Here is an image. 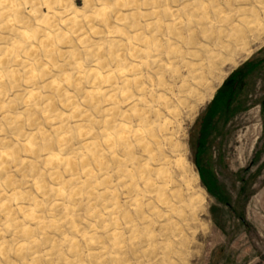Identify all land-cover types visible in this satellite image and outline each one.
Masks as SVG:
<instances>
[{"label":"rangeland","instance_id":"1","mask_svg":"<svg viewBox=\"0 0 264 264\" xmlns=\"http://www.w3.org/2000/svg\"><path fill=\"white\" fill-rule=\"evenodd\" d=\"M224 1L0 0V264H264V64L246 110L195 148L200 113L264 42L196 110L160 98ZM241 8L264 25V0ZM168 114L175 158L151 138Z\"/></svg>","mask_w":264,"mask_h":264},{"label":"bare ground","instance_id":"2","mask_svg":"<svg viewBox=\"0 0 264 264\" xmlns=\"http://www.w3.org/2000/svg\"><path fill=\"white\" fill-rule=\"evenodd\" d=\"M244 1H224L220 19L207 21L206 18L194 24L192 37L181 43L183 51L177 52L167 64L170 84L163 87L160 97L164 108H173L172 103L181 106L186 101H192L193 111L212 98L215 88L226 75L227 61L231 66L236 65L249 55L252 47L264 42V25L257 20L255 12V15L251 12L245 14L246 11L241 8ZM167 116L169 120H159L153 127L151 138L160 155L168 153L175 158L183 155L184 147L178 136L180 129L173 131L174 123L170 122L169 114ZM121 250L117 246V252L121 253Z\"/></svg>","mask_w":264,"mask_h":264},{"label":"trees","instance_id":"3","mask_svg":"<svg viewBox=\"0 0 264 264\" xmlns=\"http://www.w3.org/2000/svg\"><path fill=\"white\" fill-rule=\"evenodd\" d=\"M264 64V58L256 63L247 61L238 69L233 71L215 92L213 99L207 105L205 110L200 113L202 123L196 139V153L201 156L207 150L212 137L217 133L218 123L228 115H235L239 111H244V99H246L245 89L248 86L250 77L255 70L261 68ZM261 110L264 114V99L261 102ZM199 178L205 189L212 194L214 183L205 179L204 173L199 170Z\"/></svg>","mask_w":264,"mask_h":264}]
</instances>
